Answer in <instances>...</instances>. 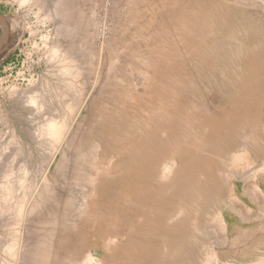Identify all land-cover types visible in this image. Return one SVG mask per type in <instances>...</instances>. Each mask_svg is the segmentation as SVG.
Returning <instances> with one entry per match:
<instances>
[{"label":"rangeland","instance_id":"obj_1","mask_svg":"<svg viewBox=\"0 0 264 264\" xmlns=\"http://www.w3.org/2000/svg\"><path fill=\"white\" fill-rule=\"evenodd\" d=\"M1 23L0 264H264V0H0Z\"/></svg>","mask_w":264,"mask_h":264},{"label":"bare ground","instance_id":"obj_2","mask_svg":"<svg viewBox=\"0 0 264 264\" xmlns=\"http://www.w3.org/2000/svg\"><path fill=\"white\" fill-rule=\"evenodd\" d=\"M3 20V19H2ZM0 25L1 28L3 29V31L5 30V23H1ZM1 37V44H0V56H3L4 53L2 54V48H3V43H4V33H3V36H0ZM5 48V47H4ZM9 48V47H8ZM6 51V50H5ZM2 54V55H1ZM19 90H16L15 87H12V93L13 94H16V93H20L21 91L17 92ZM25 94V93H24ZM26 95V94H25ZM35 95V94H34ZM11 96V95H10ZM31 96V95H30ZM32 97V96H31ZM34 100V99H33ZM8 114V113H7ZM48 123V122H47ZM64 124V123H63ZM60 125V124H59ZM58 124H55V123H50L49 126H48V130H50L49 132L52 131V134L56 136H58V134L60 135V132H61V126H59ZM16 128L14 124H9L8 120H7V116H6V113L3 109L0 108V129H5L6 131H8L10 133V135L14 138V139H18V136L16 133ZM18 130V129H17ZM2 131V130H1ZM63 132V131H62ZM5 133V131H4ZM7 133V132H6ZM9 135V136H10ZM20 140V139H19ZM14 141V140H13ZM30 170V169H29ZM26 176V175H25ZM7 186V185H6ZM6 190V191H5ZM15 190V189H14ZM4 191L6 192V195L4 193V196L7 198V196H10L12 193H11V188L10 186H8L6 189L4 187ZM16 193V192H15ZM22 203V202H21ZM22 207V206H21ZM21 211V210H20ZM19 213V212H18ZM20 216V214H18ZM21 217V216H20ZM20 221V220H19ZM16 222V221H15ZM11 248V247H10ZM10 250V249H9Z\"/></svg>","mask_w":264,"mask_h":264}]
</instances>
